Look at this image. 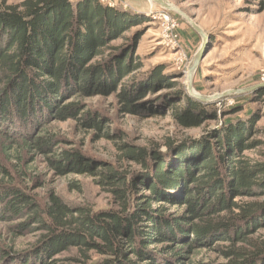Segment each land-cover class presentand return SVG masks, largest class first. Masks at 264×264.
Masks as SVG:
<instances>
[{"label":"trees","instance_id":"1","mask_svg":"<svg viewBox=\"0 0 264 264\" xmlns=\"http://www.w3.org/2000/svg\"><path fill=\"white\" fill-rule=\"evenodd\" d=\"M143 21L141 12L98 0H0V223L9 224L0 235V264H264V129L255 124L258 113L229 108L220 128L167 141V152L176 154L167 161L157 148L123 143L136 171L93 163L79 150L57 151L60 137L42 124L47 117L45 123L79 114V102L59 106L62 98L119 89L125 113L152 114L158 106L144 110L140 101L159 85L177 90L176 100L161 106L181 127L216 118L215 110L172 81L179 76L165 73L163 64L150 71L148 80L157 83L144 92L135 91V79L122 81L142 67L132 54L138 39L122 34ZM118 37L126 43L110 45ZM36 100L45 104L41 111ZM83 123L103 127L96 119ZM256 148L253 157L248 152ZM38 155L49 156L59 175L97 178L113 207L94 210L52 190L44 197L34 193L41 183L29 177L27 166ZM27 236L32 241L20 248L17 240ZM203 250L216 258L197 259Z\"/></svg>","mask_w":264,"mask_h":264},{"label":"rangeland","instance_id":"2","mask_svg":"<svg viewBox=\"0 0 264 264\" xmlns=\"http://www.w3.org/2000/svg\"><path fill=\"white\" fill-rule=\"evenodd\" d=\"M3 1L8 5L21 2V0ZM98 1L108 7L131 8L123 0ZM167 1L191 19L206 35L204 56L193 76L192 87L196 93L204 96L219 95L218 98L210 101L199 100L208 106L209 110H215L216 118L206 119L199 127H181L172 118L170 112L165 111V107L161 106L162 103L175 101L174 93L177 90L160 85L155 87L157 82L148 80L150 77L153 78L150 71L163 64L166 67L165 73H176L175 75L179 76L172 81H178L186 90L188 67L200 47L202 41L200 35L192 29L184 16L175 11L165 10L177 20L178 26L171 32L166 31L157 20L152 19L151 13L132 8L144 14V21L131 25L122 35L138 39L132 54L139 57L142 67L137 72L126 75L122 81L131 82L135 79L133 82L135 91L144 92V88H148L146 85L150 84L155 87L154 91L147 93L146 99L141 100L140 103H143L144 110L148 108L146 105L151 106L154 103L153 105L158 106L157 110L152 114L148 111L138 114L125 113L118 97L120 89L113 94H79L70 96L66 98L67 100L62 98L59 106L68 99L73 100L79 102L80 112L76 117L66 121L53 119L45 123L52 117L42 120L43 125L60 137L57 151L79 150L84 154L85 159L93 163L100 164L101 161L114 169L136 171L140 167L124 157L121 149L123 143H127L132 148H157L161 157L167 161L176 156L175 152H167L168 146L165 144L167 141L176 144L188 138H197L203 133L204 128H220L225 115L234 106L243 107L241 113L247 109L252 115L255 113L261 115L255 124L258 128L264 129V96H258L264 91V87L261 86L264 83V0ZM142 9H150L152 13L164 10L155 2H152V6L147 2L143 3ZM122 43H126L125 39L118 37L111 41L110 45ZM96 60L97 58L90 63ZM146 72L143 77L142 74ZM138 73L141 74L137 75ZM246 88L251 89L237 92ZM30 95L32 92L27 97L29 98ZM48 95L51 98L52 92H48ZM43 105L44 102L36 100L34 108L36 111H41ZM207 114L212 115L210 111ZM95 119L101 121L100 126L103 125L99 130L83 123L93 122ZM36 127L38 130L41 126L38 124ZM104 132H108L110 136H103ZM258 135L261 137V134ZM258 149L261 148L250 150L248 153L258 157ZM57 153L48 155L55 157ZM48 157L38 155L27 166V169L31 168L27 173L29 177H35L41 183L34 193L44 197L48 190H52L67 202L86 205L94 210L113 207L112 196L106 188L97 183V178L88 173L59 175L49 164ZM23 181L27 185L34 184L29 178ZM144 192L145 190L141 189L139 193ZM8 225V223H0V235L7 232ZM259 232L264 234V229ZM31 238L32 236L21 237L17 240V245L24 248V245L32 241ZM0 244H2L1 240ZM215 258V254L206 253L204 250L197 257L204 259L203 261Z\"/></svg>","mask_w":264,"mask_h":264},{"label":"water","instance_id":"3","mask_svg":"<svg viewBox=\"0 0 264 264\" xmlns=\"http://www.w3.org/2000/svg\"><path fill=\"white\" fill-rule=\"evenodd\" d=\"M123 1H125L126 4L129 5V7L134 8L135 10H138V11H145V12H148V9H142L143 3H146V2L149 3L151 1V2H155L156 4H158L164 10L175 11L178 14L184 16V18L188 21V23L190 24L192 29L194 31H196L202 39L200 47L198 48V50L194 54V56H193V58L189 64V67H188V72L186 75L187 76L186 92L191 97L198 99V100H201V101H210L212 99L218 98L219 95L204 96V95L198 94L195 92V90L192 87L193 76H194L195 72L197 71V68H198V66H199V64H200V62L204 56V52H205V43H206L205 33L191 19L186 17L184 14H182L175 6H173L167 0H123ZM261 86L264 87V83H262ZM250 89L251 88H246V89H242V90L237 91V92H245V91H248Z\"/></svg>","mask_w":264,"mask_h":264},{"label":"built area","instance_id":"4","mask_svg":"<svg viewBox=\"0 0 264 264\" xmlns=\"http://www.w3.org/2000/svg\"><path fill=\"white\" fill-rule=\"evenodd\" d=\"M148 12L151 13L152 19L157 20L166 31H174L175 28L178 26L177 20L170 15L169 12L165 10H160L152 13L150 9H148ZM174 37H177V35H173ZM173 37V38H174Z\"/></svg>","mask_w":264,"mask_h":264},{"label":"bare ground","instance_id":"5","mask_svg":"<svg viewBox=\"0 0 264 264\" xmlns=\"http://www.w3.org/2000/svg\"><path fill=\"white\" fill-rule=\"evenodd\" d=\"M149 4L152 6V2L150 1Z\"/></svg>","mask_w":264,"mask_h":264}]
</instances>
